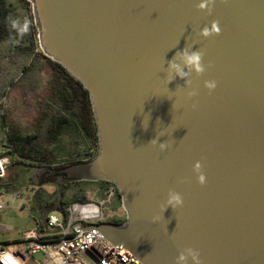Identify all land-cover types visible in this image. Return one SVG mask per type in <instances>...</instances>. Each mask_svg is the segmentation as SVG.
<instances>
[{
	"label": "water",
	"instance_id": "obj_1",
	"mask_svg": "<svg viewBox=\"0 0 264 264\" xmlns=\"http://www.w3.org/2000/svg\"><path fill=\"white\" fill-rule=\"evenodd\" d=\"M28 1L43 54L89 91L99 136L90 161L31 181L115 184L125 222L73 227L143 264H176L185 248L200 264H264V0H213L211 14L204 0ZM185 50L203 53L204 72L170 69Z\"/></svg>",
	"mask_w": 264,
	"mask_h": 264
},
{
	"label": "trees",
	"instance_id": "obj_2",
	"mask_svg": "<svg viewBox=\"0 0 264 264\" xmlns=\"http://www.w3.org/2000/svg\"><path fill=\"white\" fill-rule=\"evenodd\" d=\"M21 1L28 17L34 21L31 3L28 0ZM14 22H18L17 27H13ZM19 25L20 19L16 15L14 5L9 0H0V55L10 50L25 51L30 59L21 67L20 79L12 82L11 85L29 94L37 93L42 87L43 72L48 74V81L33 132L24 135L21 129L11 124L9 110L5 106L0 108V122L6 129L1 141L8 150L0 156H11L16 159L15 161L13 159L14 166L17 164L29 166L31 175L36 168L58 169L73 163L90 161L99 152V136L89 91L61 64L48 58L41 51L35 53L34 37L38 33L37 26L30 27V31L33 29L30 32L31 44H18L22 39ZM29 39L26 38L24 41L30 42ZM4 45L8 47L4 49L2 47ZM92 183L95 182L60 180L57 183L56 177L54 196L50 197L39 188L33 208L41 217L52 204L54 208L50 212L66 215V208L70 204L83 202L88 198L87 194H84V188L76 189L69 196L68 191L71 186ZM99 183L103 192L110 186H115L107 181ZM117 196L121 199L118 190ZM125 220L116 217L111 219V222L123 224ZM40 224L43 225L42 220Z\"/></svg>",
	"mask_w": 264,
	"mask_h": 264
},
{
	"label": "rangeland",
	"instance_id": "obj_3",
	"mask_svg": "<svg viewBox=\"0 0 264 264\" xmlns=\"http://www.w3.org/2000/svg\"><path fill=\"white\" fill-rule=\"evenodd\" d=\"M9 2L14 5L19 19L22 20L23 14L25 13L22 7V1L9 0ZM35 45V53L42 52L38 43V33L35 37ZM2 47L6 49L8 46L4 45ZM8 58L3 57L0 59L2 60L0 61V108L5 106L9 110L11 124H14L23 131L24 135H27L33 132L34 123L39 117L40 103L44 97L48 74L46 72L41 74L42 87L37 93L31 92L25 94L21 88L12 86L11 83L20 79L21 67L27 64L30 59L28 57L21 58L18 56L17 58L13 57L14 59L10 61ZM4 130L6 129L3 127V123L0 122V154L8 151L5 144L1 141ZM8 159L9 166L7 174L1 183L13 184L14 188L0 196V205H3V208L0 209V243L4 245L22 241L23 233L37 226L40 223V218L47 216L46 214L54 208L51 204L47 212L40 217V214L33 208L38 189L41 188L40 190H44L50 197L54 196L53 194L56 192L55 176H52V181L54 182L52 185H42L37 180L32 182L29 166L24 164L14 166L13 162L16 159L11 156H8ZM83 188L85 189L84 194H87L88 197H91L95 201L103 198L102 185L96 183L81 186L72 185L68 191V195L71 196L76 189ZM106 212L110 214L111 219L116 217L126 219L127 216L122 206V201L117 194L106 206ZM42 257V254H37L34 256V259L39 261Z\"/></svg>",
	"mask_w": 264,
	"mask_h": 264
},
{
	"label": "built area",
	"instance_id": "obj_4",
	"mask_svg": "<svg viewBox=\"0 0 264 264\" xmlns=\"http://www.w3.org/2000/svg\"><path fill=\"white\" fill-rule=\"evenodd\" d=\"M8 166V157L0 156V183L6 177ZM116 194L117 187L112 185L97 201L88 197L83 202L70 204L66 215L48 213L43 225L39 223L23 233L22 241L0 243V264H143L128 249L115 246L100 231L82 229L78 232L73 227L78 222H82L81 228L111 222L106 206ZM37 254L43 255L39 261L34 259Z\"/></svg>",
	"mask_w": 264,
	"mask_h": 264
},
{
	"label": "clouds",
	"instance_id": "obj_5",
	"mask_svg": "<svg viewBox=\"0 0 264 264\" xmlns=\"http://www.w3.org/2000/svg\"><path fill=\"white\" fill-rule=\"evenodd\" d=\"M213 0H204V2L198 3V8L201 10H205L208 12V14H211L212 12V5ZM207 5V7H206ZM18 22H14L13 27H17ZM28 29L27 22L24 23L23 27L20 28L21 32H26ZM213 32H218L217 25L214 23L211 26V29L205 28L202 32V35L209 36L212 35ZM180 56L182 63H176L174 61H170L169 67L172 71L176 72L179 76L183 77L187 75L183 71V67H188L191 70H194L196 73H202L205 71V67L202 63V57L203 53L201 51H183L182 53L178 54ZM206 86L209 89L215 88V82H208L206 81ZM189 96L196 95L195 91H191L188 93ZM155 143V141H153ZM168 145L166 144H160L159 148L161 150H164L167 148ZM194 172L197 174L198 181L203 184L205 183V175L202 172V166L199 162H197L194 165ZM166 204L171 206L172 208H176L178 206L183 205V198L182 196L176 192V191H169L166 199ZM189 259L191 260L192 264H200V258H199V252L193 248H185L183 251L179 253V255L176 257V264H188Z\"/></svg>",
	"mask_w": 264,
	"mask_h": 264
},
{
	"label": "flooded vegetation",
	"instance_id": "obj_6",
	"mask_svg": "<svg viewBox=\"0 0 264 264\" xmlns=\"http://www.w3.org/2000/svg\"><path fill=\"white\" fill-rule=\"evenodd\" d=\"M25 13L23 14V18L22 20H20V28L23 27L24 23L27 22V25H28V29L26 32H22L21 33V36H22V39H20V42H23L26 38H30V42H26L24 41V43H18V44H22V45H27V44H31V39H32V36H31V33L32 30L30 31V27H36V25L33 23V21H31V19L28 17V14L26 13V8L22 5ZM16 12V11H15ZM16 15L18 16L17 12H16ZM18 41V40H17ZM34 42H35V37H34ZM26 53L25 51H16V50H10V51H6L5 54L3 55H0V59H2L3 57H9L8 60L12 61L14 58H17L18 56L21 57V58H27L28 56H26ZM14 57V58H13ZM2 61V60H0ZM39 180L41 182L42 185H52L54 182L52 181V176L51 175H48L47 173H42L39 175ZM56 183V182H55ZM14 188V185L13 184H4V183H0V195L3 194V193H6V192H9L11 191L12 189Z\"/></svg>",
	"mask_w": 264,
	"mask_h": 264
},
{
	"label": "crops",
	"instance_id": "obj_7",
	"mask_svg": "<svg viewBox=\"0 0 264 264\" xmlns=\"http://www.w3.org/2000/svg\"><path fill=\"white\" fill-rule=\"evenodd\" d=\"M96 184H98V185H101L99 182H95ZM2 196V195H1ZM40 220H42L43 222H44V220H43V218L41 217L40 218Z\"/></svg>",
	"mask_w": 264,
	"mask_h": 264
}]
</instances>
